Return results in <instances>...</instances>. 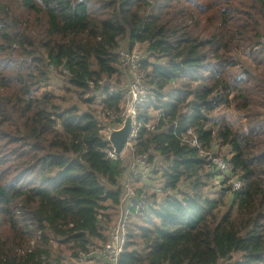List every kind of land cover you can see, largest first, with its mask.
Here are the masks:
<instances>
[{
	"label": "trees",
	"instance_id": "obj_1",
	"mask_svg": "<svg viewBox=\"0 0 264 264\" xmlns=\"http://www.w3.org/2000/svg\"><path fill=\"white\" fill-rule=\"evenodd\" d=\"M135 46L151 170L131 180L170 191L132 217L119 264H264V0H0V264L108 240L130 160L108 156L95 112L126 99L96 86L128 77L118 51ZM58 75L86 109L41 91Z\"/></svg>",
	"mask_w": 264,
	"mask_h": 264
},
{
	"label": "built area",
	"instance_id": "obj_2",
	"mask_svg": "<svg viewBox=\"0 0 264 264\" xmlns=\"http://www.w3.org/2000/svg\"><path fill=\"white\" fill-rule=\"evenodd\" d=\"M145 55L144 49L135 46L132 49L121 47L118 51L119 64L128 67L129 75L125 80L115 81L108 77H103L99 80L96 87L107 90L110 94H119L125 97L126 102L121 104L119 108L106 109L103 111L100 108L96 110V119L106 122L107 127L105 132L109 135V129L112 127L119 128L128 111V105L132 103L133 128L126 142L123 152L118 155L114 149L108 150V156L112 159H129V170L125 180L123 194L117 207V214L107 223L108 240L101 246L92 245L87 251L79 250L76 255L69 259H58L56 257L47 259L44 257V264H119L120 257L124 251L127 238L128 228L132 217L142 216L151 205V196L153 192L170 191V188L163 187L155 180L146 188L140 187L138 183H133L131 173L137 172L141 168L143 173L150 172L149 155L146 152L137 154V139L143 121L139 119L137 108L141 105L148 96V85L146 73L141 69V61ZM65 74L69 72L64 70ZM95 94L96 102L104 95L99 91ZM100 95V97H98ZM157 119L161 113L157 112ZM149 128L155 124H147ZM186 137H184L183 141ZM192 145H198L197 139L190 141ZM214 164L221 170L228 168V164L221 158H214ZM146 175V174H145ZM144 176V175H143ZM238 186L239 181L234 182ZM142 186V185H141ZM38 237L41 236V231H38ZM35 243V238L30 241L28 247L32 249ZM25 249H21L24 252Z\"/></svg>",
	"mask_w": 264,
	"mask_h": 264
},
{
	"label": "rangeland",
	"instance_id": "obj_3",
	"mask_svg": "<svg viewBox=\"0 0 264 264\" xmlns=\"http://www.w3.org/2000/svg\"><path fill=\"white\" fill-rule=\"evenodd\" d=\"M139 47H143V46H139ZM67 87H71L69 83V79L66 78L65 76L58 75V76H53V78H50L48 83H46V85L41 91L46 90L49 92H53L56 96L66 97V99L69 96L68 100L65 102L66 106L72 104V105H78L79 107H81L82 110L86 109V105H85L86 103L84 102V99L85 97H88L89 95H86L84 98L83 97L80 98L79 94L75 92H69L67 90ZM98 92L99 91H97V95L99 94ZM98 97H100V95ZM93 106H96V101L95 103H93ZM218 115L219 116L225 115L228 119H230L231 122L235 123L236 125H238V123L241 121L240 117H238L237 114L233 113L231 110H226L224 112L218 113ZM228 151H229L228 148H223L222 154L226 155ZM214 191L215 190H213V192ZM53 248L55 250L53 252L55 257L56 256H66L69 253L68 249L66 248V245L61 246L57 242H53Z\"/></svg>",
	"mask_w": 264,
	"mask_h": 264
},
{
	"label": "water",
	"instance_id": "obj_4",
	"mask_svg": "<svg viewBox=\"0 0 264 264\" xmlns=\"http://www.w3.org/2000/svg\"><path fill=\"white\" fill-rule=\"evenodd\" d=\"M133 128V115H132V103L128 105V111L123 124L119 128L112 127L109 129L108 140L111 143L116 154L120 155L129 138V135Z\"/></svg>",
	"mask_w": 264,
	"mask_h": 264
}]
</instances>
